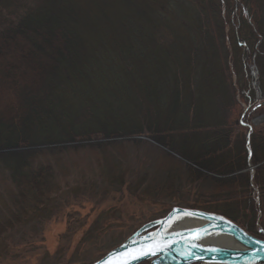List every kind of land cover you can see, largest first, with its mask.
<instances>
[{
    "label": "trees",
    "instance_id": "16d2710c",
    "mask_svg": "<svg viewBox=\"0 0 264 264\" xmlns=\"http://www.w3.org/2000/svg\"><path fill=\"white\" fill-rule=\"evenodd\" d=\"M0 17V203L19 210L3 216L0 238L38 213L89 153L108 168V147L137 144L112 140L144 128L207 173L243 170L245 138L234 136L232 121L250 125L262 111L264 0H0ZM251 140L258 163L261 129ZM188 170L189 181L214 183ZM107 176L125 184L119 172ZM238 179L248 188L246 177L218 184ZM160 184L153 189L166 190ZM224 202L222 215L241 218L249 233L260 213L264 231V197L243 203L249 223L240 203Z\"/></svg>",
    "mask_w": 264,
    "mask_h": 264
},
{
    "label": "rangeland",
    "instance_id": "374dc122",
    "mask_svg": "<svg viewBox=\"0 0 264 264\" xmlns=\"http://www.w3.org/2000/svg\"><path fill=\"white\" fill-rule=\"evenodd\" d=\"M2 20L4 18L0 17ZM261 105L262 111L249 119L250 126L257 131L264 129V102ZM240 108L245 110L249 105L241 104ZM239 119L237 115V124ZM151 121L155 123L156 119L153 117ZM239 132L238 127L235 128L234 136ZM129 137L137 144L107 148V155H111L108 168L101 169L94 164L93 158L99 154L94 157L89 153L88 162L79 163L72 170L71 176L62 181L59 192L53 194L38 213L28 211L21 224L6 231L0 238V264H92L124 243L142 226L164 217L173 208L222 215L224 201H228L233 209L237 202L249 223L250 213L246 214L243 207L246 203L257 205L264 197V189L255 184L258 169L253 170L254 180L251 184L249 181L248 188L241 187L240 179L230 185L218 184L227 176L200 169L198 172L203 171V179H211L214 183L189 181L187 177L191 173L187 165L167 155L168 149L152 140L145 128L143 133ZM120 139L126 141L128 137ZM236 153L237 150L231 152L232 155ZM113 172H119L125 178L121 187L108 181L107 175ZM245 177L249 178L248 175ZM140 179L138 186L135 182ZM171 179L175 189L169 192L165 185ZM160 182L166 190L153 189ZM201 197L213 199L208 205ZM5 206L0 207V221L3 216L10 219V213L19 211L8 201ZM234 219L244 230L250 231L244 220ZM260 221L263 222L261 217L259 220L257 217V226L252 229L254 234H250L261 235ZM94 226H97V232L87 235Z\"/></svg>",
    "mask_w": 264,
    "mask_h": 264
},
{
    "label": "water",
    "instance_id": "95a60500",
    "mask_svg": "<svg viewBox=\"0 0 264 264\" xmlns=\"http://www.w3.org/2000/svg\"><path fill=\"white\" fill-rule=\"evenodd\" d=\"M113 253L120 255L109 260ZM135 256L143 258L132 264H264V239L225 216L173 208L92 264H125Z\"/></svg>",
    "mask_w": 264,
    "mask_h": 264
},
{
    "label": "bare ground",
    "instance_id": "6f19581e",
    "mask_svg": "<svg viewBox=\"0 0 264 264\" xmlns=\"http://www.w3.org/2000/svg\"><path fill=\"white\" fill-rule=\"evenodd\" d=\"M248 109L246 108L244 111L246 112ZM232 128H233V134H234V131H235V128L238 127V129L240 130L239 134H237L236 136L237 137H244V151L245 153L247 154V160L243 166V170L239 171V172H236V173H233L231 174V176H227L223 179H237V178H240L242 177L243 179L245 178V175H248V184H249V181H250V184L252 183L251 181L254 180V176H253V170L254 169H261L264 167V160L258 162V163H253L250 158H251V155H252V140H251V135L254 134L256 132V129L250 125H246V124H243L240 120L238 121V124L236 121H232ZM262 132V135L264 136V130H261ZM121 139H117L116 142H120ZM126 141H133V138H130L128 137V139H126ZM167 155L171 156V157H174V158H177L178 160H180L181 162H183V164H185L186 167L188 168H191V169H194V170H197L200 169L198 167H196L195 165H193L192 163L188 162L186 159L184 158H181L179 157L178 155L172 153L169 149H168V152H166ZM203 172V171H202ZM200 172V173H202ZM257 176V175H256ZM224 180V181H225ZM221 181H219L218 183H220ZM255 188H253L254 190ZM260 202V200H259ZM204 212V211H203ZM205 213H209V212H205ZM258 217V220H259V217H261V214L258 213L257 215ZM155 221V220H154ZM235 223V222H234ZM263 224V223H262ZM238 225V224H237ZM241 227V226H240ZM260 229L262 228V225H261V222L259 223V226ZM242 228V227H241ZM243 229V228H242ZM261 234H263V237H264V231H260ZM253 236H256L257 238H259V236L257 235H253ZM261 239H264V238H261Z\"/></svg>",
    "mask_w": 264,
    "mask_h": 264
},
{
    "label": "snow or ice",
    "instance_id": "6c2138e0",
    "mask_svg": "<svg viewBox=\"0 0 264 264\" xmlns=\"http://www.w3.org/2000/svg\"><path fill=\"white\" fill-rule=\"evenodd\" d=\"M194 238H197V239H198L199 237L197 236V237H194ZM193 246H195V245H193ZM147 254L155 255V253H145V255H147ZM118 255H120V253H113V254H111V255L109 256V260H112L115 256H118ZM141 258H143V257H142V256H135V257H132L131 259H129L128 261H126L125 264H132V260H133V259H141ZM104 264H108V262L105 261Z\"/></svg>",
    "mask_w": 264,
    "mask_h": 264
}]
</instances>
